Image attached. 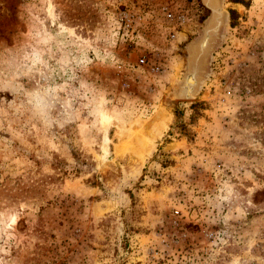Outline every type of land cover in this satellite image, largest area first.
<instances>
[{"label":"rangeland","instance_id":"obj_1","mask_svg":"<svg viewBox=\"0 0 264 264\" xmlns=\"http://www.w3.org/2000/svg\"><path fill=\"white\" fill-rule=\"evenodd\" d=\"M246 2L221 0L181 100L202 0H0V264H264V0Z\"/></svg>","mask_w":264,"mask_h":264},{"label":"water","instance_id":"obj_2","mask_svg":"<svg viewBox=\"0 0 264 264\" xmlns=\"http://www.w3.org/2000/svg\"><path fill=\"white\" fill-rule=\"evenodd\" d=\"M202 1L204 5L211 10L212 15L206 23L203 36L198 42L190 45L188 48L187 73L183 77V83L177 92L179 95L176 94L181 100H190L194 98L200 90L209 72L211 57L225 23V14L222 12L221 0H217L216 2L217 12L213 7H209L206 0ZM220 12L222 16H220ZM216 15L219 17L217 18Z\"/></svg>","mask_w":264,"mask_h":264},{"label":"bare ground","instance_id":"obj_3","mask_svg":"<svg viewBox=\"0 0 264 264\" xmlns=\"http://www.w3.org/2000/svg\"><path fill=\"white\" fill-rule=\"evenodd\" d=\"M206 2L208 3V5H209V7H213L214 9H215V11L217 12V10H216V6H217V4H216V2H217V0H206ZM222 11V10H221ZM222 12H224V11H222ZM224 14V13H223ZM217 16V15H216ZM220 16H222V13L220 12ZM219 16H217V18H218ZM213 24V23H212ZM193 49V48H192ZM191 51H193V50H191ZM189 90V89H188ZM177 95H179V94H177ZM177 95H176V97H177ZM115 118L112 116V115H104L103 116V118H102V124H103V126H104V128H107L110 124H112V123H115ZM117 121V120H116ZM135 126V124L133 125L132 124V127L130 128V129H123V128H121V132H120V140L122 141L126 136H125V134L127 133V132H134V131H136V127H134ZM129 128V127H128ZM137 132V131H136ZM127 140H125V142H126ZM145 142V141H144ZM143 142V143H144ZM122 143V142H121ZM124 143V142H123ZM127 143V142H126ZM124 145H125V143H124ZM123 144H120V145H118L117 146V153L119 154V155H123L124 153H125V148L123 147L124 146Z\"/></svg>","mask_w":264,"mask_h":264},{"label":"trees","instance_id":"obj_4","mask_svg":"<svg viewBox=\"0 0 264 264\" xmlns=\"http://www.w3.org/2000/svg\"><path fill=\"white\" fill-rule=\"evenodd\" d=\"M231 2L233 3H236V4H244V5H248V3L246 2V0H230ZM230 15H231V20H235L238 16L237 12L235 10H231L230 11ZM200 105L201 104H194L192 107L194 109V111H196V114L198 113V109L200 108ZM185 129V128H184ZM187 131V129H186Z\"/></svg>","mask_w":264,"mask_h":264},{"label":"built area","instance_id":"obj_5","mask_svg":"<svg viewBox=\"0 0 264 264\" xmlns=\"http://www.w3.org/2000/svg\"><path fill=\"white\" fill-rule=\"evenodd\" d=\"M140 61H141V63H142V64H144V63H145V59H141Z\"/></svg>","mask_w":264,"mask_h":264}]
</instances>
